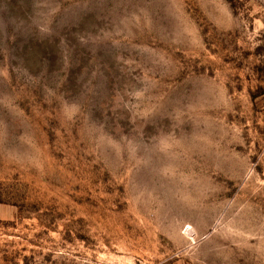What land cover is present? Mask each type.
<instances>
[{
  "label": "rangeland",
  "instance_id": "1",
  "mask_svg": "<svg viewBox=\"0 0 264 264\" xmlns=\"http://www.w3.org/2000/svg\"><path fill=\"white\" fill-rule=\"evenodd\" d=\"M0 264H264V0H0Z\"/></svg>",
  "mask_w": 264,
  "mask_h": 264
}]
</instances>
